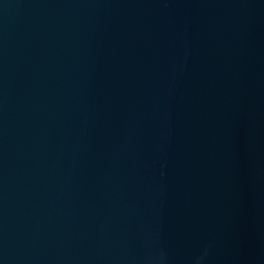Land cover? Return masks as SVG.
<instances>
[{"label":"water","instance_id":"1","mask_svg":"<svg viewBox=\"0 0 264 264\" xmlns=\"http://www.w3.org/2000/svg\"><path fill=\"white\" fill-rule=\"evenodd\" d=\"M0 264H264V0H0Z\"/></svg>","mask_w":264,"mask_h":264}]
</instances>
